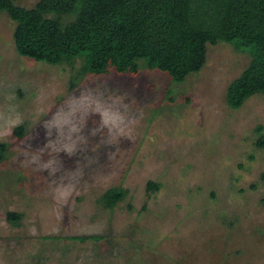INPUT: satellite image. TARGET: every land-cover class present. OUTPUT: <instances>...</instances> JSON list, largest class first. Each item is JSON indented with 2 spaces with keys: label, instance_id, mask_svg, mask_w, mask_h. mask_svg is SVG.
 <instances>
[{
  "label": "rangeland",
  "instance_id": "obj_1",
  "mask_svg": "<svg viewBox=\"0 0 264 264\" xmlns=\"http://www.w3.org/2000/svg\"><path fill=\"white\" fill-rule=\"evenodd\" d=\"M13 30L0 13V264H264V96L225 101L248 54L208 45L203 68L169 84L30 61Z\"/></svg>",
  "mask_w": 264,
  "mask_h": 264
},
{
  "label": "trees",
  "instance_id": "obj_2",
  "mask_svg": "<svg viewBox=\"0 0 264 264\" xmlns=\"http://www.w3.org/2000/svg\"><path fill=\"white\" fill-rule=\"evenodd\" d=\"M0 13L14 25L18 56L50 66L82 59L84 75L131 78L148 70L181 84L203 68L208 45L227 44L250 56L226 89L227 107L237 110L249 98L264 96V0H39L29 9L0 0ZM13 134L21 138L24 126ZM254 135V147L264 149L262 125ZM7 151L0 142V165ZM157 189L155 183L147 186L149 192ZM126 195L112 188L98 204L111 212ZM21 217L6 214L14 226Z\"/></svg>",
  "mask_w": 264,
  "mask_h": 264
}]
</instances>
